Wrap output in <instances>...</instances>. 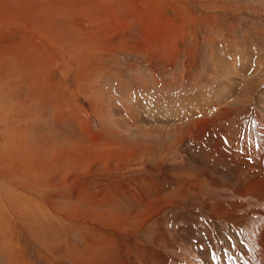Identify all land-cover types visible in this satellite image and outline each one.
<instances>
[{
	"label": "rangeland",
	"instance_id": "374dc122",
	"mask_svg": "<svg viewBox=\"0 0 264 264\" xmlns=\"http://www.w3.org/2000/svg\"><path fill=\"white\" fill-rule=\"evenodd\" d=\"M258 180L264 0H0V264H263Z\"/></svg>",
	"mask_w": 264,
	"mask_h": 264
},
{
	"label": "crops",
	"instance_id": "0c3cea01",
	"mask_svg": "<svg viewBox=\"0 0 264 264\" xmlns=\"http://www.w3.org/2000/svg\"><path fill=\"white\" fill-rule=\"evenodd\" d=\"M252 43V42H254L253 40L252 41H249V43ZM219 47H218V49H219V52H220V54L224 57V58H226L227 60H229L230 61V63L232 64V66L233 67H235V68H241V59H242V57H243V53H245V52H236V51H234V50H231V49H229L226 45V43L224 44V42H219ZM251 53H253V58H252V60H251V65H250V68H249V70L247 71V73L248 74H250V72H252L253 70L255 71V69H256V67H257V58H258V51H257V46H256V44L255 43H253L252 45H251V47L249 48V54L247 55V61H249L250 60V58H248L249 56H251ZM246 63V62H245ZM246 64H248V62L246 63ZM253 71V72H254ZM232 71H231V69H229V73H231ZM222 82V81H221ZM220 82V83H221ZM231 100H233V97L232 98H230L229 100H227V103H229ZM223 102V101H222ZM226 103V104H227ZM222 104H225L224 102L222 103ZM222 110H224V109H222Z\"/></svg>",
	"mask_w": 264,
	"mask_h": 264
},
{
	"label": "bare ground",
	"instance_id": "6f19581e",
	"mask_svg": "<svg viewBox=\"0 0 264 264\" xmlns=\"http://www.w3.org/2000/svg\"><path fill=\"white\" fill-rule=\"evenodd\" d=\"M75 2V1H74ZM36 6V5H35ZM42 12V11H41ZM55 16H57V15H55ZM53 17V16H52ZM60 18H61V16H60ZM63 19V18H62ZM68 19V18H67ZM51 20H52V18H51ZM60 22V21H59ZM63 22H61V24H62ZM57 24V23H56ZM60 23H59V25H61ZM52 25H54V24H52ZM58 25V24H57ZM40 26V25H39ZM66 29V28H65ZM61 39V38H60ZM24 58V57H23ZM36 58V57H35ZM193 99H198L197 97H195V98H193ZM163 102H165V101H163ZM167 102H165V104H166ZM187 105V104H186ZM157 107H160V105L158 106L157 105ZM185 107V106H184ZM179 129V128H178ZM167 138V137H166ZM3 178V177H2ZM1 180H3V179H1ZM257 183H258V190H262V191H264V180L262 181V180H258L257 181ZM257 183H254V184H251L250 186H252V190H253V188H255V187H253V186H255V185H257ZM4 184V183H3ZM257 187V186H256ZM257 189V188H256ZM255 191V190H254ZM247 192V191H246ZM242 193H243V191H242ZM217 215L219 216V215H221V214H219V212H217ZM263 237H264V235H263ZM261 241V240H260ZM259 242V241H258ZM261 243V242H260ZM261 245H262V250H261V258H262V260H263V264H264V239H263V244L261 243ZM9 248H10V246H8ZM261 263H262V261H261Z\"/></svg>",
	"mask_w": 264,
	"mask_h": 264
}]
</instances>
